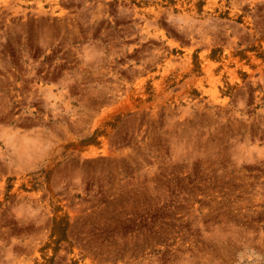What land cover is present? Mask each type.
<instances>
[{
    "label": "rangeland",
    "instance_id": "rangeland-1",
    "mask_svg": "<svg viewBox=\"0 0 264 264\" xmlns=\"http://www.w3.org/2000/svg\"><path fill=\"white\" fill-rule=\"evenodd\" d=\"M0 264H264V0H0Z\"/></svg>",
    "mask_w": 264,
    "mask_h": 264
}]
</instances>
